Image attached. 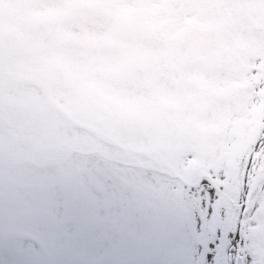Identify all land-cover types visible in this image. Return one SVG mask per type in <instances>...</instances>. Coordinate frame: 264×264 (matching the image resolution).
<instances>
[{"label":"rangeland","instance_id":"rangeland-1","mask_svg":"<svg viewBox=\"0 0 264 264\" xmlns=\"http://www.w3.org/2000/svg\"><path fill=\"white\" fill-rule=\"evenodd\" d=\"M215 4L43 0L29 68L1 49L0 264H198L216 246L199 176L218 148L219 106L234 105L235 61L204 79L177 42L199 19L189 11ZM202 94L214 107L197 120Z\"/></svg>","mask_w":264,"mask_h":264},{"label":"flooded vegetation","instance_id":"flooded-vegetation-1","mask_svg":"<svg viewBox=\"0 0 264 264\" xmlns=\"http://www.w3.org/2000/svg\"><path fill=\"white\" fill-rule=\"evenodd\" d=\"M213 6L216 11L205 7L194 15L191 10L188 13V19L197 14L199 17L188 27L210 29L218 36L211 43L208 36L201 40L209 44H205L199 61L186 69L190 73L197 69L206 79L216 70L214 67L223 69L235 61L230 68L236 76L237 89L233 106L231 101L219 106L222 131L214 133L220 140L218 148L202 154L204 165L199 177L210 190L204 193L203 200L209 206L201 216L208 215L207 219L213 220L215 230L211 234L218 231L223 237L220 235L216 245L218 251L212 245L202 248L198 263L209 264L206 255L213 254V264H264V0H216ZM226 25L231 27L230 34L225 32ZM28 27L30 30L24 29ZM1 28L0 51L10 47V59H18L19 68L28 69L29 44L39 40L43 45V0H0ZM209 59L214 62L211 66ZM202 98L203 94L199 105H206V110L201 117L195 116L197 120L214 107L213 102ZM195 110L196 106L194 113ZM190 211L197 212L196 206L192 205ZM183 214L190 222L191 214L186 209ZM238 229L244 235L242 246L225 236V232ZM228 240L232 241L230 246L226 245ZM194 245L193 238L190 248ZM190 248L186 255L191 257Z\"/></svg>","mask_w":264,"mask_h":264},{"label":"water","instance_id":"water-1","mask_svg":"<svg viewBox=\"0 0 264 264\" xmlns=\"http://www.w3.org/2000/svg\"><path fill=\"white\" fill-rule=\"evenodd\" d=\"M208 32H203L201 30H198V29H190L188 32L185 33L184 37L182 38V41L183 43H186L188 41H190V38H194L195 36L198 38V40L206 37L205 35L207 34ZM202 45H199L197 46L195 49L192 47H188V54H187V58H190V57H193L194 59H197L198 56H199V53H200V50L202 49V47H200ZM193 59V60H194ZM182 227L185 228V223L182 224ZM240 264V263H238Z\"/></svg>","mask_w":264,"mask_h":264}]
</instances>
